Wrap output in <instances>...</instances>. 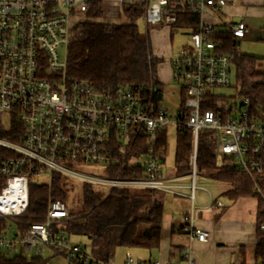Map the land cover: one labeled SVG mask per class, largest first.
I'll return each instance as SVG.
<instances>
[{"label":"built area","instance_id":"obj_1","mask_svg":"<svg viewBox=\"0 0 264 264\" xmlns=\"http://www.w3.org/2000/svg\"><path fill=\"white\" fill-rule=\"evenodd\" d=\"M91 0H0V252L26 258L42 257L44 250L64 258L65 264L90 261L115 264L92 256L71 243L60 229L68 215L65 202L49 200L45 219L24 223L29 183L52 174L88 183L107 194L113 188L151 189L180 194L161 171L165 146H155L157 131L173 126L192 133L189 197L194 200L198 133L210 129L216 137L215 165L234 166L238 174L252 175L264 163V113H255L248 97L217 92L232 87L233 56L223 51L214 35L218 28L204 19L207 9L219 12L229 0H100L122 12V3H143L141 15L149 24H175L178 10L198 15L196 27L187 34L181 56L171 60V77L180 84L182 99L172 117L156 104V89L120 83L98 88L86 78L66 74V48L74 19L85 17ZM239 39L247 25L230 23L225 30ZM59 48L64 51L60 55ZM207 98L215 109H204ZM208 102V101H207ZM136 137L146 139V149L131 153ZM123 156L118 171L111 166ZM143 157V163L134 161ZM124 160L143 167V176L122 178ZM98 173V174H96ZM40 182V181H38ZM217 200L216 206H222ZM211 207V206H209ZM208 207V208H209ZM197 208L183 218L181 230L190 239L206 241L208 232L196 226ZM15 233L8 237L6 230ZM56 227V228H55ZM264 233V222L260 225ZM33 252V254H30ZM13 254V253H12ZM189 264L192 260L185 253ZM123 264H160L158 260H134L126 253Z\"/></svg>","mask_w":264,"mask_h":264},{"label":"trees","instance_id":"obj_2","mask_svg":"<svg viewBox=\"0 0 264 264\" xmlns=\"http://www.w3.org/2000/svg\"><path fill=\"white\" fill-rule=\"evenodd\" d=\"M143 3H122L124 22H114L107 18L100 0H91L85 17L73 20L66 48V74L71 78H86L98 88H112L120 83L140 84L145 87L153 84L156 90L160 83L156 79L159 59L150 49L147 32H140L137 20L141 18ZM198 15L190 11L178 10L177 27H196ZM171 25V26H172ZM223 44V51L233 56L236 94L248 97L253 111L264 113V73L256 70L258 58L237 51L239 40L232 33L218 31L214 35ZM182 95V94H181ZM182 99V96H180ZM208 101V102H207ZM204 109L214 110L213 99L207 98ZM156 144H166V128L156 133ZM214 132L202 129L198 133L196 150V175L227 184L222 193L229 201L240 197H254L256 205L255 259L256 264H264V233L260 225L264 222V163L260 172L238 174L234 166L215 165ZM146 149V139L136 137L131 153L137 155ZM192 152V133L189 130H176L173 173L176 176L190 172L189 158ZM114 155L119 161L111 166L110 175H114L123 156L114 145ZM163 159L161 160V163ZM143 176V167L124 160L120 170L122 178ZM69 179L53 173L50 184L31 180L29 183L28 205L21 216L24 223L41 222L45 219L49 200L67 201L68 215L60 224V229L69 239L71 236H84L88 239V251L99 259L111 256L116 246L156 249L159 246L162 219V203L159 193L151 189L117 187L107 194L88 183H78L76 193L78 206L74 199H68L73 189L67 183ZM75 192L73 191V195ZM154 198L156 201H154ZM56 228V227H55ZM80 245L82 249L85 246ZM87 250V249H86ZM41 257L26 258L20 254L0 252V264H42ZM78 264H91L90 261H78Z\"/></svg>","mask_w":264,"mask_h":264},{"label":"crops","instance_id":"obj_3","mask_svg":"<svg viewBox=\"0 0 264 264\" xmlns=\"http://www.w3.org/2000/svg\"><path fill=\"white\" fill-rule=\"evenodd\" d=\"M248 14H257L264 19V0H229V3L219 12L207 9L204 13V19L215 24L218 30L224 31L230 23L243 21L247 25L246 16ZM147 26L145 32H147ZM180 28H184L187 34L192 30L187 27ZM262 28L264 29V25ZM251 33L252 31H249L247 26L246 36ZM240 39H238L239 42ZM153 40L152 47L149 39L152 54L157 58L161 55L167 58L166 61L158 63L156 70V79L160 83V89L156 90L155 101L157 105L163 107L160 105V100L164 99L165 92L161 87L165 86L170 78L172 59L167 57V51L165 53V38L163 37L161 42L160 37L155 35ZM156 53L159 55H156ZM158 92L161 93L160 99H158ZM166 95L170 96V93L167 92ZM171 96L175 97V93L171 92ZM177 96L180 104V89ZM162 174L165 176L163 171ZM182 176H188V174ZM165 177L173 178L171 183L180 194L171 192H159L157 194V198L162 203L159 246L156 249L133 247V249L136 248V260H158L160 264H189L185 256L188 251L192 264L257 263L255 259L256 198L240 197L235 201H229L222 195L228 188L227 184H224V188L215 186L214 191H210L204 185H197L195 178L194 185L196 188L194 189V200H192L189 197L191 180L190 183L181 182V176L175 174ZM197 192L200 194L199 197ZM219 199L224 202L222 206H216ZM154 201H156L155 198ZM192 207L198 209L196 226L208 232L206 241L190 239L181 230L183 218ZM129 249L132 248L125 247V255L129 252ZM125 255L122 258L123 261ZM114 256L113 251L112 257L115 262Z\"/></svg>","mask_w":264,"mask_h":264},{"label":"rangeland","instance_id":"obj_4","mask_svg":"<svg viewBox=\"0 0 264 264\" xmlns=\"http://www.w3.org/2000/svg\"><path fill=\"white\" fill-rule=\"evenodd\" d=\"M103 4V3H102ZM104 11L106 13V16L108 19L114 22H124L126 21L124 15H123V9L122 12H119V10L111 9L107 4H103ZM246 22L248 26V30L252 31L254 34H248L246 37H243L240 39V42L237 44L236 48L237 51L244 54L254 55L258 58V62L256 65V70L259 72L264 73V29L262 26L264 25V19L257 14H248L246 16ZM138 29L140 32L145 33V25L142 22V19L139 18L137 20ZM254 31V32H253ZM164 34V36H163ZM147 35L150 39V42L153 47V38L155 35L157 37H160V41L162 42L163 37L165 38V53L167 51V57L168 58H178L181 56V48L183 45H185L187 41V32L184 28L177 27L175 25H165V24H149L147 26ZM60 55L64 57V51L59 48ZM156 55H159L156 53ZM159 62L166 61L167 58L163 57L162 55L158 57ZM172 71V69H171ZM171 71H170V78L168 80V83L165 84V86L161 87L163 92H165L164 99L160 100V105H162L168 112V115L174 116L176 114L178 104H179V98L177 96L178 90L180 89V84L174 82V80L171 77ZM231 86L228 88H223L216 90L217 92L225 93V94H232L234 92V87H236L235 77H234V71H232V77H231ZM170 93L169 95H166ZM171 92L175 93V97L171 96ZM175 140H176V130L173 126H168L166 128V144H165V157L164 161L161 163L162 165V171L165 173V176H173V160H174V150H175ZM134 161L143 163L145 159L143 157L136 158ZM98 174V173H96ZM196 181L195 183L197 185H204L207 189L210 191H214L215 186H222V188L225 187L222 183H217L214 179L209 178L207 175H201L197 174L195 175ZM46 179L45 176H40L36 178V181H42L44 182ZM68 185L72 187L73 189L68 194V199L73 198L75 206L78 205V199L79 196L76 193V190H78V181L75 180H67ZM180 181L184 183H190V178L188 176H181ZM215 181V182H214ZM73 191L75 192L73 195ZM197 196L199 197L200 194L197 192ZM220 200V199H219ZM68 207H71L69 204V201H67ZM224 203V202H223ZM7 236L12 237L13 233H15V228L13 226L9 227L6 230ZM69 241L71 243L81 244L85 246V248L88 251L89 241L84 236H71L69 238ZM125 247L122 246H116L114 248V259L115 264H123L122 258L125 255ZM135 249H129L128 253H131L134 260L135 258ZM11 254H15L16 251L10 252ZM30 254H33L31 252ZM42 257L45 258V261L42 264H65L64 258L60 255L53 254L49 250H44L42 252Z\"/></svg>","mask_w":264,"mask_h":264},{"label":"water","instance_id":"obj_5","mask_svg":"<svg viewBox=\"0 0 264 264\" xmlns=\"http://www.w3.org/2000/svg\"><path fill=\"white\" fill-rule=\"evenodd\" d=\"M158 99H160L161 98V93L160 92H158Z\"/></svg>","mask_w":264,"mask_h":264}]
</instances>
